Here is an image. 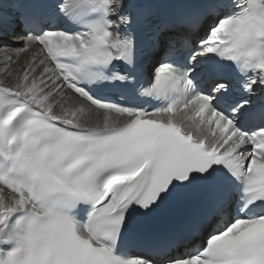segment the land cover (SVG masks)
I'll use <instances>...</instances> for the list:
<instances>
[{
  "label": "snow or ice",
  "instance_id": "1",
  "mask_svg": "<svg viewBox=\"0 0 264 264\" xmlns=\"http://www.w3.org/2000/svg\"><path fill=\"white\" fill-rule=\"evenodd\" d=\"M0 73V264H264V0H0Z\"/></svg>",
  "mask_w": 264,
  "mask_h": 264
},
{
  "label": "bare ground",
  "instance_id": "2",
  "mask_svg": "<svg viewBox=\"0 0 264 264\" xmlns=\"http://www.w3.org/2000/svg\"><path fill=\"white\" fill-rule=\"evenodd\" d=\"M9 42L14 43V44L17 43V42L14 41V40H10ZM24 58H25V54L20 53V54H19V58H18V60L15 61V62L12 64V67H13V68L18 67L19 64H21V63L23 62ZM0 79H4L2 73H0Z\"/></svg>",
  "mask_w": 264,
  "mask_h": 264
},
{
  "label": "rangeland",
  "instance_id": "3",
  "mask_svg": "<svg viewBox=\"0 0 264 264\" xmlns=\"http://www.w3.org/2000/svg\"><path fill=\"white\" fill-rule=\"evenodd\" d=\"M11 43V42H10ZM14 44V43H13Z\"/></svg>",
  "mask_w": 264,
  "mask_h": 264
}]
</instances>
